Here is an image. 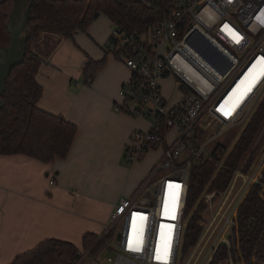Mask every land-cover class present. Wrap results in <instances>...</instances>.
Wrapping results in <instances>:
<instances>
[{
	"label": "built area",
	"instance_id": "2783aa9c",
	"mask_svg": "<svg viewBox=\"0 0 264 264\" xmlns=\"http://www.w3.org/2000/svg\"><path fill=\"white\" fill-rule=\"evenodd\" d=\"M132 1L148 8L155 22L142 32L113 33L118 46L128 49L121 60L131 74L114 108L131 118H149L147 129L135 131L126 147L128 164L143 162L158 149L163 155L135 193L113 207L95 244L81 249L73 264H104L100 258L107 253L113 255L108 264H197L206 250L204 264H210L222 245L231 251L238 239V213L262 179L264 146L247 171L246 158L225 189L203 194L202 232L181 261L189 178L202 157L222 170L227 158L214 159L220 144L211 146L264 99V0ZM252 68L262 73L246 92ZM168 78L169 98L163 92Z\"/></svg>",
	"mask_w": 264,
	"mask_h": 264
},
{
	"label": "crops",
	"instance_id": "0c3cea01",
	"mask_svg": "<svg viewBox=\"0 0 264 264\" xmlns=\"http://www.w3.org/2000/svg\"><path fill=\"white\" fill-rule=\"evenodd\" d=\"M115 28L101 16L87 33L60 38L40 64L36 79L44 94L39 107L63 116L78 133L66 159L45 164L21 154L0 155V264H13L48 240L83 249L85 236H100L113 207L135 193L163 155L161 149L150 153L160 157L147 176L131 180V172L126 173L125 150L140 128L137 120L114 108L131 76L122 60L102 49ZM88 57L107 59L91 84L82 73ZM172 88L173 81L170 85L166 79L167 98Z\"/></svg>",
	"mask_w": 264,
	"mask_h": 264
},
{
	"label": "trees",
	"instance_id": "16d2710c",
	"mask_svg": "<svg viewBox=\"0 0 264 264\" xmlns=\"http://www.w3.org/2000/svg\"><path fill=\"white\" fill-rule=\"evenodd\" d=\"M13 2L0 4V48L10 45L11 35L7 27ZM101 16H106L117 29L127 32L147 30L155 18L151 11L132 0H37L28 23L29 40L27 54L22 64L13 69L5 82L0 108V155H25L48 164L56 159H66L78 133V127L63 116L54 115L39 107L44 89L36 76L44 57L51 55L57 42L54 37L72 40L77 33H87ZM113 52L121 59L128 49L118 46L110 38ZM107 59L95 61L87 58L83 68L86 84L106 65ZM264 129V99L246 125L222 170L217 171L213 160L202 157L196 162L189 178L186 198V225L181 248V261H185L196 245L205 210L203 194L206 191L223 190L230 183L236 170L248 159L246 171L259 154L254 148ZM220 144L213 155L219 159L226 153ZM98 236L88 234L83 249H90ZM80 249L74 244L48 240L33 251L16 259L13 264H73ZM232 259L233 264H264V170L262 179L255 184L238 213V239L231 251L222 245L210 264H220Z\"/></svg>",
	"mask_w": 264,
	"mask_h": 264
},
{
	"label": "water",
	"instance_id": "95a60500",
	"mask_svg": "<svg viewBox=\"0 0 264 264\" xmlns=\"http://www.w3.org/2000/svg\"><path fill=\"white\" fill-rule=\"evenodd\" d=\"M4 1H1L2 4ZM37 0H15L13 10L7 23L11 35L10 45L0 48V108L4 103L1 96L5 92V82L9 78L14 68L21 65L27 54V42L29 40L28 23L31 17V11L35 7ZM55 41L60 40L54 37ZM209 50L220 55L205 39L199 38ZM229 68V65H228ZM227 70L224 69V71Z\"/></svg>",
	"mask_w": 264,
	"mask_h": 264
},
{
	"label": "rangeland",
	"instance_id": "374dc122",
	"mask_svg": "<svg viewBox=\"0 0 264 264\" xmlns=\"http://www.w3.org/2000/svg\"><path fill=\"white\" fill-rule=\"evenodd\" d=\"M14 3V2H13ZM115 26V25H114ZM116 27V26H115ZM116 29V30H115ZM114 30L117 31V27ZM110 43V41H109ZM104 51H112L113 49H115V46L108 44V46H104L102 48ZM121 60V59H120ZM123 62V61H122ZM124 63V62H123ZM125 65V64H124ZM83 79V78H82ZM168 84L171 85V80L170 78L167 79ZM166 84V83H165ZM168 88V85H167ZM259 104H257V106L254 108V110L252 111L251 115L249 116V118L243 122L241 125L234 127L233 129H231L228 133H226L218 142H216L215 144H213L211 146V150L213 148H215L218 144H224L227 148L226 153H225V157L227 158L229 156V154L232 152L235 144L237 143V141L239 140L241 134L243 133L246 125L248 124V122L250 121V119L252 118V116L255 114V112L257 111ZM131 118V117H130ZM138 121V126L140 129H145L146 128V122L148 121V117L144 118V119H139V118H132ZM258 150L260 151L261 148L264 146V129L261 133V135L259 136V140L256 143ZM263 149V148H262ZM159 152L155 153V154H150L149 156L146 157V160L144 162H140L137 163L135 165H130L127 162L124 163L125 167H126V173L129 175L130 172L132 174V179L134 177L137 176H141L142 173L145 174V176H147L148 172H149V168L154 165L158 159H159ZM187 157V154H185ZM125 160V159H124ZM156 165V164H155ZM185 225H187L189 223V218H185L184 221ZM207 255V250L205 251L203 257L198 261L197 264H204V259L205 256ZM113 255L111 253H107L104 256H102L100 258V261L103 262L104 264H108L107 260L112 257ZM85 264H90L89 260L87 262H85ZM93 264H97V263H93ZM194 264V263H193Z\"/></svg>",
	"mask_w": 264,
	"mask_h": 264
},
{
	"label": "bare ground",
	"instance_id": "6f19581e",
	"mask_svg": "<svg viewBox=\"0 0 264 264\" xmlns=\"http://www.w3.org/2000/svg\"><path fill=\"white\" fill-rule=\"evenodd\" d=\"M256 70L261 67V64L259 63L257 66H256ZM255 70L254 68L251 69V71L249 72L248 74V79H247V83L250 84V86H248L247 89H249V92H250V87L254 84H256L258 81H259V78L261 77V73H258L257 75L254 73ZM244 85L246 84V82L243 83Z\"/></svg>",
	"mask_w": 264,
	"mask_h": 264
}]
</instances>
